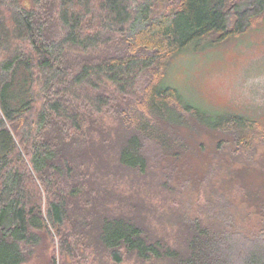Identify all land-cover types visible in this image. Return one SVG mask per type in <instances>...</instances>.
<instances>
[{
    "label": "trees",
    "instance_id": "16d2710c",
    "mask_svg": "<svg viewBox=\"0 0 264 264\" xmlns=\"http://www.w3.org/2000/svg\"><path fill=\"white\" fill-rule=\"evenodd\" d=\"M263 21L264 0H0V264H25L49 242V264H264L251 168L207 163L202 177L184 166L188 136L239 151L262 142L264 122L205 113L165 84L192 44ZM117 168L158 174L177 214L144 213L141 186L110 199ZM217 170L196 212L175 203ZM240 203L255 231L231 221Z\"/></svg>",
    "mask_w": 264,
    "mask_h": 264
},
{
    "label": "rangeland",
    "instance_id": "374dc122",
    "mask_svg": "<svg viewBox=\"0 0 264 264\" xmlns=\"http://www.w3.org/2000/svg\"><path fill=\"white\" fill-rule=\"evenodd\" d=\"M165 84L176 87L188 102L205 113L230 112L264 122V21L243 35L229 37L220 43L204 46L199 50L196 49L195 44H192L185 52L172 60ZM226 136L224 134V137ZM187 139L190 150L184 157L185 162L189 164H184L186 168L190 167L195 173L203 172L201 174L203 177L207 170V163L219 165L222 170L228 165L234 168L237 164H244L251 168L248 181L252 188L254 187V191L259 188L264 191V139L261 143L255 142V146L240 148L239 151H233L234 145L227 146L225 150H219L217 141H213L214 138L208 133L202 135L205 146H200L194 136H188ZM203 165H205L204 168ZM114 173L117 175V181L113 185L110 184V193H113L109 195L110 199L116 200L118 196L119 199L120 196L131 199L134 188L141 186L143 191L139 193L142 194L141 210L144 213L154 206L156 209L152 211H155L156 218L159 214H161L160 219L177 214L174 202L166 198L167 186L165 183L162 184L159 177L156 178L158 174L150 172V175L145 178L131 170L123 172L120 168H117ZM223 176L225 173L217 170L215 175L212 174L208 178L209 184L204 183V187L200 190L192 188L188 191L183 190L181 192L183 195L178 193L175 196V203L182 200V210L192 206L193 211L196 212L198 203L206 199L204 194H209V191L217 188ZM221 197L222 195H219V199ZM137 200L139 202V199ZM238 207L234 210L235 218L233 217L231 221L246 231H255L258 226L255 212L245 203H240ZM153 224L156 226L157 221ZM163 228L167 230L164 226ZM51 243L44 244L37 256L25 264H49L48 259L55 247V244ZM56 248L58 255L57 242ZM133 262L125 264H139ZM98 264L109 263L100 258Z\"/></svg>",
    "mask_w": 264,
    "mask_h": 264
}]
</instances>
